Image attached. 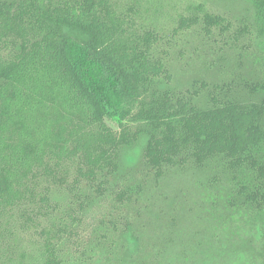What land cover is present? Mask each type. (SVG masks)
Listing matches in <instances>:
<instances>
[{
    "label": "trees",
    "instance_id": "obj_1",
    "mask_svg": "<svg viewBox=\"0 0 264 264\" xmlns=\"http://www.w3.org/2000/svg\"><path fill=\"white\" fill-rule=\"evenodd\" d=\"M115 1L0 0V238L15 219L26 229L40 228L42 264H59L55 242L66 231L65 223L41 226L58 209L52 187L66 189L82 207L79 185L85 181L103 194V177L120 169L122 155L140 139L154 180L165 167L187 160L202 167L221 156L237 196L252 207L264 205V101L214 95L209 107L199 108L160 87L156 80L167 74L152 53L157 35L138 30ZM195 10L207 33L229 29L224 17L201 5ZM198 21L193 13L179 19V28ZM88 68L114 85L124 108L117 131L106 122ZM127 116L140 124L131 127ZM243 172L248 176L241 179ZM136 190L121 189L115 200L125 202ZM75 213L70 207L71 221Z\"/></svg>",
    "mask_w": 264,
    "mask_h": 264
},
{
    "label": "rangeland",
    "instance_id": "obj_2",
    "mask_svg": "<svg viewBox=\"0 0 264 264\" xmlns=\"http://www.w3.org/2000/svg\"><path fill=\"white\" fill-rule=\"evenodd\" d=\"M264 0H116L138 30L157 35L152 53L167 76L157 84L173 95L186 97L199 108L209 97L241 103L264 101ZM226 19L229 29L207 33L201 12ZM196 13L197 24L179 28V19ZM245 30L238 35V30ZM88 76L103 98L106 122L118 130L124 112L113 83L88 68ZM264 107V103H261ZM131 127L140 123L130 116ZM264 129V113L260 119ZM144 139L122 155L120 169L104 176L105 192L98 194L85 181L78 191L82 207L64 188L52 187L50 199L58 205L41 226L65 223L55 242L59 264H264V205L256 208L237 196L231 173L221 156L202 167L192 160L165 167L154 180L141 152ZM264 156V145L262 148ZM246 172L240 173L244 179ZM100 177L99 179H103ZM136 188L117 202L115 193ZM73 208L75 219L68 217ZM16 221V219H15ZM11 225L0 238V264H42L40 228Z\"/></svg>",
    "mask_w": 264,
    "mask_h": 264
}]
</instances>
